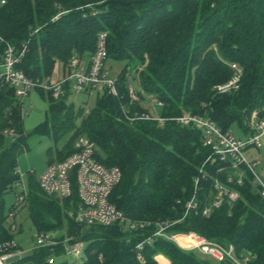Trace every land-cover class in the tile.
<instances>
[{"label": "trees", "instance_id": "obj_1", "mask_svg": "<svg viewBox=\"0 0 264 264\" xmlns=\"http://www.w3.org/2000/svg\"><path fill=\"white\" fill-rule=\"evenodd\" d=\"M1 1L0 66L6 49L14 48L19 59L15 69L35 84L47 111L44 123L27 134L24 99L0 77V255L14 241L16 219L26 210L36 232L67 234L83 242L82 264H158V255L169 264H225L161 238L146 245L139 260L134 248L151 236L152 228L127 234L119 227L79 226L69 217L78 204L76 192L67 200L48 196L32 175L26 202L18 210L15 202L7 208L6 196L20 194L19 156L29 149L31 137H67L63 149L48 150V165L64 161L75 152L76 140L86 137L95 144L99 163L121 170L110 202L127 218L170 220L175 225L169 233H197L232 246L249 264H264V198L255 171L233 168L230 161L211 163L203 133L174 120L189 113L211 120L223 133L238 127L247 137L254 134L253 112L264 118V0ZM100 33L107 34L105 66L109 60L124 65L112 78L117 96L107 87L97 91L95 107L85 112L69 102L74 91L68 77L89 68ZM85 59L88 63L81 67ZM58 64L68 80L56 99L41 85L50 81ZM132 65H137L134 74ZM232 65L242 72L238 89L220 93L217 87L235 76ZM129 85L138 91L136 102ZM154 100L163 106L156 107ZM143 113L165 121H132ZM238 172L243 185L228 186L239 193L235 203L224 201L210 217L185 215L192 199L201 208L210 206L217 198L216 181L228 185L227 179H236ZM51 257L67 264L49 249L8 264H45Z\"/></svg>", "mask_w": 264, "mask_h": 264}, {"label": "built area", "instance_id": "obj_2", "mask_svg": "<svg viewBox=\"0 0 264 264\" xmlns=\"http://www.w3.org/2000/svg\"><path fill=\"white\" fill-rule=\"evenodd\" d=\"M5 0L1 1L4 4ZM106 33H100L98 36V47L96 53L91 58L88 69L75 72L68 77L72 81V89L74 93L80 94L84 91H103L108 88L110 93L117 96L115 81L108 78L105 71L106 52ZM18 57L14 48L8 47L0 66L2 70L0 77L16 89V95L22 100L25 99L34 89L35 84L28 80L23 73L15 69ZM73 66L78 64L74 60ZM235 70L234 78L226 84L217 87L220 93H228L237 90L241 79V70L236 65H232ZM62 80L50 85L44 83L41 87L49 91L51 90L54 98H59L62 93V86L68 80ZM130 98L133 102L138 101V91L132 85H129ZM157 107L163 104L154 100ZM157 121L161 125L164 119L159 116H151L147 113L135 115L132 121ZM178 123L193 127L203 133V144L210 148L211 155L209 161L211 163L230 161L233 168L246 166L252 173L259 164L256 159L249 160L246 152L255 150L260 147V139L264 136V118L260 117L259 112L255 111L251 117V134L245 141L236 138L233 134L223 133L211 120L201 118L192 114H184L174 119ZM75 152L62 162H55L47 166L46 170L39 179V185L42 191L48 196H53L61 200L70 199L76 192L78 198L77 207L69 212V217L75 224L83 227H119L127 234L137 231H145L152 228V234L147 239L139 242L135 246L137 258L142 260L143 250L146 245L153 243L155 240L165 239L174 243L178 248L186 252H196L202 257L209 258L216 263L232 264H249L248 259H239L232 246L225 247L218 243L211 242L207 238L197 233H169V230L175 225L170 220L161 221H133L127 218L124 213L118 210L111 202L110 198L115 187L121 182L122 172L118 167L108 168L97 161L95 158L96 146L86 137H80L74 144ZM255 183L262 186L260 191L264 198V184L260 177L254 173ZM235 180V181H234ZM234 182L242 186L244 183L243 173L238 172L237 178L230 177L226 184L218 181L215 183L217 198L210 206L204 208L199 207L198 203L192 199L186 205L185 215L188 213L200 214L204 217H210L215 209H218L224 201L232 205L239 199V193L231 190L228 186ZM197 183V182H196ZM28 193L24 189L17 195L14 207L19 209L26 202ZM16 212H12L13 217ZM16 226L11 227V231H15ZM36 247L29 251L37 249H49L53 254L59 253V257L67 264H82L86 260L85 244L71 236H60L59 233L52 232H36ZM29 253L20 249L13 241L7 244L6 248L0 255V264H8L17 258H21ZM103 259L102 255L99 257ZM57 259L51 257L48 264H56Z\"/></svg>", "mask_w": 264, "mask_h": 264}, {"label": "rangeland", "instance_id": "obj_3", "mask_svg": "<svg viewBox=\"0 0 264 264\" xmlns=\"http://www.w3.org/2000/svg\"><path fill=\"white\" fill-rule=\"evenodd\" d=\"M87 59L81 62V67L87 65ZM74 65V64H73ZM123 63L114 62L109 60L106 64L105 71L108 73V78H115L120 70L123 68ZM137 65H132L129 67L130 73L134 74ZM140 70V69H139ZM67 77L63 78L62 65L58 64L55 74L48 82L50 85L55 84L59 81L65 80ZM89 95L73 94L69 98V102L73 103L76 107L82 106L85 112L93 109L96 105L98 92L92 91ZM23 115H24V129L27 134L32 133L39 125L43 124L46 118L47 103L41 97V95L35 91L31 90L29 95L25 97L23 101ZM232 134L243 141L246 140L247 136L238 127L232 128ZM67 137L55 141L52 136H44L41 138L31 137L28 141L29 149L23 152L19 156V167L18 171L21 177L20 187L17 193L21 192L22 189L28 193V180L29 176L32 175L35 179L39 180L44 171L47 168L49 156L48 150L52 149L53 153L56 150L63 149L67 141ZM7 143H11V137L8 136ZM249 155V160L256 159L259 164L255 168V174L260 177L264 184V136L260 139L259 150L247 151ZM16 200V194L10 193L6 196V206L9 208ZM16 223L19 225V230L14 234V242L20 247L21 250L30 253L29 251L35 249L36 231L32 225L31 220L28 217L26 210L21 211L20 215L16 219ZM67 236V234L63 235ZM61 262V259H58ZM158 264H169V261L163 256L158 258Z\"/></svg>", "mask_w": 264, "mask_h": 264}, {"label": "crops", "instance_id": "obj_4", "mask_svg": "<svg viewBox=\"0 0 264 264\" xmlns=\"http://www.w3.org/2000/svg\"><path fill=\"white\" fill-rule=\"evenodd\" d=\"M90 93H93V92H90ZM89 93V94H90ZM86 95V94H85ZM160 257H163L162 255H158L157 257H156V260L158 261V258H160Z\"/></svg>", "mask_w": 264, "mask_h": 264}, {"label": "water", "instance_id": "obj_5", "mask_svg": "<svg viewBox=\"0 0 264 264\" xmlns=\"http://www.w3.org/2000/svg\"><path fill=\"white\" fill-rule=\"evenodd\" d=\"M45 264H48V263H45ZM225 264H232L231 262L229 261H226Z\"/></svg>", "mask_w": 264, "mask_h": 264}]
</instances>
